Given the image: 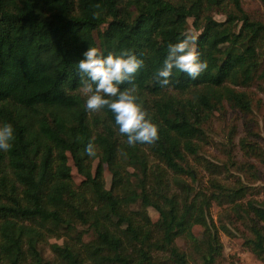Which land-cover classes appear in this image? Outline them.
Here are the masks:
<instances>
[{
  "label": "trees",
  "instance_id": "1",
  "mask_svg": "<svg viewBox=\"0 0 264 264\" xmlns=\"http://www.w3.org/2000/svg\"><path fill=\"white\" fill-rule=\"evenodd\" d=\"M184 34L198 37L208 67L196 79L174 69L161 86L154 74ZM92 46L143 61L120 87H135L157 126L154 142L129 145L110 110L85 108L77 64ZM252 83L264 96V19L241 0H0V121L14 129L12 148L0 151V264H216L219 231L234 230L264 261V198H246L247 185L228 180L242 163L201 153L214 112L252 111ZM238 144L264 164L263 148ZM192 159L208 173L205 186Z\"/></svg>",
  "mask_w": 264,
  "mask_h": 264
},
{
  "label": "clouds",
  "instance_id": "2",
  "mask_svg": "<svg viewBox=\"0 0 264 264\" xmlns=\"http://www.w3.org/2000/svg\"><path fill=\"white\" fill-rule=\"evenodd\" d=\"M96 6L99 7L98 4ZM197 38L196 35L184 34L175 43L167 45L162 67L154 74L161 86L169 84L174 69L196 79L208 67L206 61L200 59ZM142 64L143 61L127 49L105 54L94 46L82 52L77 64L86 95L85 108L94 112L105 107L110 110L118 132L126 136L129 145L152 143L158 138L157 126L138 102L135 87H120L133 78ZM13 140V125L0 121V151L10 150ZM84 151L93 155V145L87 144Z\"/></svg>",
  "mask_w": 264,
  "mask_h": 264
},
{
  "label": "rangeland",
  "instance_id": "3",
  "mask_svg": "<svg viewBox=\"0 0 264 264\" xmlns=\"http://www.w3.org/2000/svg\"><path fill=\"white\" fill-rule=\"evenodd\" d=\"M175 1V0H173ZM242 8L252 16L258 19H264V8L259 0H241ZM232 5L230 4V7ZM214 18L217 20H224L225 14L222 12H214ZM191 20H189V23ZM190 30L193 31L192 26L189 25ZM101 27L99 30L103 29ZM102 31V30H101ZM96 39L97 33L93 32ZM257 84L252 83L246 87L245 90L249 91L253 98L252 111L243 114L238 110L230 108L227 104L224 105L221 111L214 112L209 119L203 123L200 133L207 137L206 143L202 146V155L210 161L216 162L217 159H231L234 158L237 162L242 163L243 169L234 171L233 175L229 177V181L235 182L238 178L243 184L247 185L246 198H255L261 200L264 198V164L253 155H245L241 150L238 142L241 138H246V141L260 146L264 149V96L258 91ZM68 164L71 167L73 180L79 183L82 180L80 174L76 172L73 166L71 156L67 153ZM98 159L92 161V170L94 171ZM193 168L197 171L198 183L205 186L206 180L209 178L208 173L203 170V166L199 162L192 159ZM253 165V169L246 170L249 165ZM245 170V171H243ZM103 174L106 183L110 181V174L107 167L104 165ZM255 172V175H254ZM256 177V179H254ZM209 187V185H208ZM210 188V187H209ZM149 215L153 221L157 219V213L149 208ZM220 208L214 204L211 208V215L216 219ZM240 230H244L241 225H237ZM263 227L262 225H260ZM193 234L201 238L202 228L198 225L193 226ZM91 237V233H87L84 239L87 240ZM219 237L222 244L221 255L217 259L216 264H264V261L257 259L248 249L244 246L242 238L234 230L231 235L219 231ZM177 244L186 252L189 253L188 248L181 239L176 240ZM44 256L50 258L52 255L46 247H42Z\"/></svg>",
  "mask_w": 264,
  "mask_h": 264
}]
</instances>
